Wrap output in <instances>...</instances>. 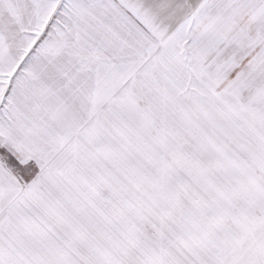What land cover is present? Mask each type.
Masks as SVG:
<instances>
[{
	"label": "snow or ice",
	"instance_id": "snow-or-ice-1",
	"mask_svg": "<svg viewBox=\"0 0 264 264\" xmlns=\"http://www.w3.org/2000/svg\"><path fill=\"white\" fill-rule=\"evenodd\" d=\"M0 264H264V0H0Z\"/></svg>",
	"mask_w": 264,
	"mask_h": 264
}]
</instances>
